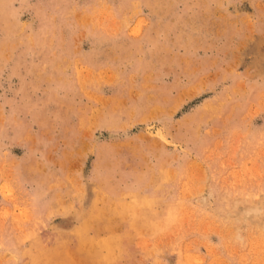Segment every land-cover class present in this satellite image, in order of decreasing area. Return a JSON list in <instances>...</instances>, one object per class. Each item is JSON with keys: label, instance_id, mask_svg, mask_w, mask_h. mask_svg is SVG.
<instances>
[{"label": "rangeland", "instance_id": "obj_1", "mask_svg": "<svg viewBox=\"0 0 264 264\" xmlns=\"http://www.w3.org/2000/svg\"><path fill=\"white\" fill-rule=\"evenodd\" d=\"M0 264H264V0H0Z\"/></svg>", "mask_w": 264, "mask_h": 264}, {"label": "bare ground", "instance_id": "obj_2", "mask_svg": "<svg viewBox=\"0 0 264 264\" xmlns=\"http://www.w3.org/2000/svg\"><path fill=\"white\" fill-rule=\"evenodd\" d=\"M259 206V205H258ZM244 210L243 212L240 214L241 217H245V218H248V219H253V218H259L260 215H259V210H255L253 208V206H245L243 207ZM261 214V213H260Z\"/></svg>", "mask_w": 264, "mask_h": 264}]
</instances>
